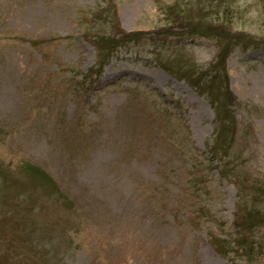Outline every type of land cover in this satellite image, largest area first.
I'll return each instance as SVG.
<instances>
[{
	"label": "rangeland",
	"instance_id": "obj_1",
	"mask_svg": "<svg viewBox=\"0 0 264 264\" xmlns=\"http://www.w3.org/2000/svg\"><path fill=\"white\" fill-rule=\"evenodd\" d=\"M197 14L238 41L188 36ZM94 21L140 35L98 73ZM226 45L229 158L210 148L217 102L178 77ZM234 181L264 184V0H0L1 264H264Z\"/></svg>",
	"mask_w": 264,
	"mask_h": 264
},
{
	"label": "trees",
	"instance_id": "obj_2",
	"mask_svg": "<svg viewBox=\"0 0 264 264\" xmlns=\"http://www.w3.org/2000/svg\"><path fill=\"white\" fill-rule=\"evenodd\" d=\"M91 17H93V15H91ZM181 17H183V20L186 22L185 28L188 30V36L214 37L221 41H229L230 44H233L234 41H238V38L230 37L224 32H221L215 26L211 25L203 15H182ZM95 26L96 23L94 21V23H89L84 27L86 36L92 40L90 42H92L91 44L96 51L97 58V69L93 72L90 71V73H98L118 49L129 48V46L140 40V35L138 33L131 34L119 32L111 34L106 29L105 31L98 33L94 32ZM178 27L180 29L184 28L179 25ZM231 40L233 41L231 42ZM28 42L35 44L36 41ZM245 43L247 44V42ZM229 51L230 45H226V47L222 46L218 52L215 64L209 69L201 70L200 72H197L196 75L194 73H185L186 71L181 70L180 75L178 76L179 79H184L187 84L200 91V93L206 94L210 101L217 102L218 110L217 118L215 119L216 127L214 129V142L210 148L214 154L220 152L221 154L226 155L225 157L228 156V158L230 157L233 148V139L236 135V120L230 109H227L229 105L236 103L234 95L228 89L227 77L224 69L225 60ZM161 64L166 71L173 75V73H171L173 70L167 65V63L161 62ZM204 88L206 90L205 93ZM227 165L231 168L229 171H225L226 173L223 175L229 177L232 174V176L235 177V172L239 170L240 165H235L234 161H227ZM25 169L30 175L37 178L39 181L45 183L51 182L49 177L38 168L26 166ZM234 182L238 186L239 193L243 194L244 192H248L252 198L250 205L251 208L237 205L238 210L236 218L240 222H236L235 226H240L242 231H246L264 225V184L261 182H251V185L246 186L243 185V183L237 181ZM247 182L248 181H246V183ZM252 243H249L248 239L242 236L236 241V245L245 250L246 255L251 260L250 262H252V259L249 255L253 254V251H251ZM218 252L222 255L227 254L225 251ZM2 264H9V261L7 259L3 260Z\"/></svg>",
	"mask_w": 264,
	"mask_h": 264
}]
</instances>
